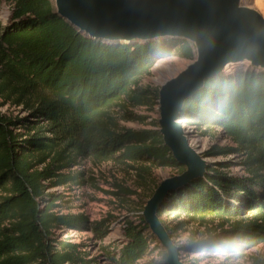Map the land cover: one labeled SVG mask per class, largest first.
<instances>
[{"label": "trees", "instance_id": "1", "mask_svg": "<svg viewBox=\"0 0 264 264\" xmlns=\"http://www.w3.org/2000/svg\"><path fill=\"white\" fill-rule=\"evenodd\" d=\"M6 1L10 11L0 30V264H89L77 244L54 232L85 228L102 238L107 226L54 211L57 197L47 190L79 180V171H59L83 155L130 166L146 197L156 184L154 167L179 172L182 165L163 145L156 120L133 109L156 104L155 91L139 87L138 79L172 53L191 59V48L173 38L128 44L91 39L58 16L49 0ZM10 104L28 115L1 110ZM180 118L202 135L218 130L230 139L211 145L203 157L241 158L209 162L202 176L165 197L159 216L180 218L175 225L163 219L170 235L210 222L247 236L252 245L264 243V72L237 68L206 80L186 99ZM21 127L23 132L16 130ZM234 164L243 172L231 170ZM152 236L140 217L125 223L123 241L102 248L111 264H137L153 249Z\"/></svg>", "mask_w": 264, "mask_h": 264}, {"label": "water", "instance_id": "2", "mask_svg": "<svg viewBox=\"0 0 264 264\" xmlns=\"http://www.w3.org/2000/svg\"><path fill=\"white\" fill-rule=\"evenodd\" d=\"M49 1L58 16L91 39L128 44L173 38L191 48V61L155 89L157 129L163 145L182 165L179 172L156 182L139 211L160 245L165 234L170 235L158 214L163 200L202 176L209 163L190 143L180 120L184 102L229 66L246 62L264 72V16L242 0Z\"/></svg>", "mask_w": 264, "mask_h": 264}, {"label": "rangeland", "instance_id": "3", "mask_svg": "<svg viewBox=\"0 0 264 264\" xmlns=\"http://www.w3.org/2000/svg\"><path fill=\"white\" fill-rule=\"evenodd\" d=\"M246 5L257 9L264 16V0H242ZM10 11V3L1 0L0 3V30L5 26ZM191 59H186L178 54H170L157 60L148 74L138 79V86L141 88H150L153 91L159 87L166 79L174 76L183 69ZM247 63L227 67L224 72H232L237 68H246ZM1 110L12 116L24 117L28 115V110H24L21 105H6ZM137 114L147 115L153 119L158 117L157 105L153 110L144 106L134 108ZM29 119H35L30 117ZM149 120V118L147 119ZM183 123V122H182ZM121 124L130 128H148L147 123H137L132 121H122ZM38 125H43L39 123ZM185 130L188 132L190 143L202 152L213 144L223 145L231 143L230 139L218 133V130L211 131L207 135H202L200 129L194 125L183 123ZM17 131L23 132V127L17 128ZM49 135V134H47ZM241 156L229 155L227 157H206L207 162H217L221 160L239 161ZM76 164L70 168L61 169L59 172H81L80 179L70 181L49 188L47 191L53 193L56 198L54 211L62 214H80L89 222L101 221L107 226V233L104 237L99 238L92 231L81 228L74 229L62 227L55 230V236L59 239H65L70 243L77 244L79 253L83 254L85 261L89 264H111L106 258L103 246H112L123 241V228L127 221L134 223L140 221L139 211L142 208L146 196L137 188L136 176L134 170L123 163L111 160H97L88 155L76 156ZM236 172H243L238 164L230 167ZM155 183L161 178L175 173L170 167H154L151 170ZM134 191V194L132 192ZM147 195V194H146ZM164 221L168 224L175 225L180 218L175 216H165ZM210 223V222H209ZM199 224V223H191ZM169 225V224H168ZM147 232H149L147 230ZM151 235V233L149 232ZM153 237V236H152ZM259 243L254 246H261ZM159 246L155 238L151 244L152 250ZM151 250V251H152ZM150 251V252H151ZM148 254V253H147ZM144 255L138 259L137 264H143ZM264 263V260H258V263ZM184 264H188L187 260Z\"/></svg>", "mask_w": 264, "mask_h": 264}, {"label": "clouds", "instance_id": "4", "mask_svg": "<svg viewBox=\"0 0 264 264\" xmlns=\"http://www.w3.org/2000/svg\"><path fill=\"white\" fill-rule=\"evenodd\" d=\"M258 264L264 260V245L254 246L247 236L225 231L207 222L188 224L149 252L143 264Z\"/></svg>", "mask_w": 264, "mask_h": 264}]
</instances>
